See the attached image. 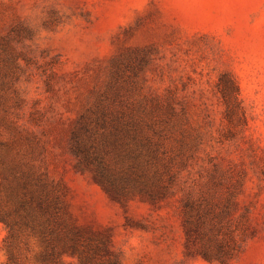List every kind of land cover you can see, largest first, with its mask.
Instances as JSON below:
<instances>
[{
	"label": "rangeland",
	"instance_id": "obj_1",
	"mask_svg": "<svg viewBox=\"0 0 264 264\" xmlns=\"http://www.w3.org/2000/svg\"><path fill=\"white\" fill-rule=\"evenodd\" d=\"M26 178L59 209L0 264H264V0H0V206Z\"/></svg>",
	"mask_w": 264,
	"mask_h": 264
},
{
	"label": "trees",
	"instance_id": "obj_2",
	"mask_svg": "<svg viewBox=\"0 0 264 264\" xmlns=\"http://www.w3.org/2000/svg\"><path fill=\"white\" fill-rule=\"evenodd\" d=\"M130 123L135 127V129L138 128L139 122L131 120L127 122V125ZM85 128L87 129V127ZM78 131L74 133L72 149L79 158L81 164L87 167H94L96 177L108 192L115 195L125 194V190L120 187L116 180L108 173V167L102 161V158L91 152L90 147L83 140H81L80 133ZM146 144L151 145L153 142L151 139H147ZM152 187L153 186L149 182H145L141 179L138 184L134 186V191L143 193L149 197H154L157 192ZM23 188L24 192L19 194L14 211L0 206V220L6 224V227H8L10 231H12L14 225L18 223V219L13 213H20L24 210L31 216L37 208H39L43 213H48L51 211V208L53 210L59 209V202L57 200L50 199L49 194H46L45 185L39 181V179L33 180L26 178L24 180ZM60 219L57 223L62 227ZM47 221L50 223L51 219L48 218ZM43 233H45V227ZM55 243V246H58V253H63L65 251L75 252L78 249L79 238L77 236L70 238L59 236L57 242Z\"/></svg>",
	"mask_w": 264,
	"mask_h": 264
}]
</instances>
